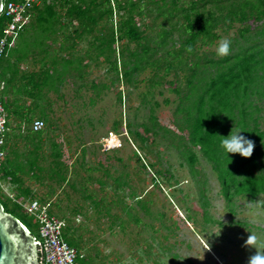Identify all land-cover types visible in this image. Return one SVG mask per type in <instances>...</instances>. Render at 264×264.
I'll return each mask as SVG.
<instances>
[{
  "label": "rangeland",
  "instance_id": "obj_1",
  "mask_svg": "<svg viewBox=\"0 0 264 264\" xmlns=\"http://www.w3.org/2000/svg\"><path fill=\"white\" fill-rule=\"evenodd\" d=\"M157 4L155 0L142 4L146 13L139 19L140 28L146 27L150 34L167 21L154 16ZM177 17L183 21L181 15L173 17V21ZM113 18L116 25L118 9ZM170 25L168 22L165 26ZM241 25L236 22L229 33L218 27L222 36L196 44L198 53L212 55L220 40L235 34ZM70 31L73 34V30H54L46 60H55L57 65L49 72L42 75L46 65L29 56L35 67H27L26 78L19 85L22 98L17 97V103L8 95L10 87L2 90L3 98H10L6 155L14 165L6 168L13 171L20 167L9 176L21 174L22 178L0 179V198L6 206L14 205L20 192L23 195V188L32 191V197H19L18 201L37 199L63 218L64 237L84 254V264H248L251 255L264 253L263 194L252 198L236 194L229 200L217 171L198 147L195 150L199 172L195 178L169 135L154 136L151 131L143 146H139L141 140L130 131L143 130L142 122L151 124V108L161 124L173 126L179 94L172 89L174 84L166 85L165 80L175 78L185 89L184 64L177 70L178 77L172 70L162 83L152 86L149 78L155 71L162 74L163 68L147 62L136 72L134 83H129L119 76L116 62L115 47L118 50L122 41L116 46L114 31L104 30L101 42L107 41L103 48L110 55L109 61L101 56L86 65L79 62L80 70L74 62L59 57L61 44L69 42L65 36ZM90 39L92 32L83 33L77 47L85 51ZM31 43L47 44L43 30H37ZM193 55L185 53L184 60L194 58ZM262 114L264 127V111ZM40 116L46 117L48 124L45 119L43 129L34 130L33 121ZM112 133L121 142L105 151L100 141ZM153 136L155 142H151ZM54 141L63 148L62 159L54 154L59 150ZM136 151L143 159H138ZM62 162H67V166L61 172ZM119 175L118 182L115 178ZM100 178L104 181L100 182ZM125 180L127 183L123 184ZM22 206L23 218L38 236L35 216ZM251 233L256 236L254 244L246 243Z\"/></svg>",
  "mask_w": 264,
  "mask_h": 264
},
{
  "label": "trees",
  "instance_id": "obj_2",
  "mask_svg": "<svg viewBox=\"0 0 264 264\" xmlns=\"http://www.w3.org/2000/svg\"><path fill=\"white\" fill-rule=\"evenodd\" d=\"M144 1L39 0L29 9L17 28L22 45L18 47L16 56L27 58L32 55L36 62H43L46 67L41 73L44 75L57 65L55 60L52 62L46 60L54 30L59 32L73 30V34L71 31L66 32L65 39L69 42L61 44L59 57L68 62H74V67L80 69L79 62L86 65L92 59L97 60L101 56L109 61L107 58L110 55L103 48V44L107 41L101 42V38L105 37L104 30H113L116 46L118 41H122L118 50V47H115L119 76L121 74L123 80L129 83L132 80L134 83L136 72L141 70L147 62L153 63L160 69L163 68L162 74L155 71L154 76L149 78V84L152 86L162 83L165 76L172 70H175L178 77L177 70L183 63L186 67L185 89L176 83L175 78L165 80L166 85L174 84L172 89L179 94L173 126L161 124L151 108V124L142 122L143 130L130 128L131 133L141 140L139 146H143L151 131L154 132V136L169 135L172 145L177 146L189 165L191 175L195 178L199 172L196 164L198 155L195 150V147H198L217 171L223 192L229 200L236 194L251 198L258 194L264 195V127L261 124L264 111V0H184L182 3H180L181 0H161V2L155 0L158 8L154 16H162L167 21H164L162 26L151 34L147 32L146 27L140 28L139 19L146 13L142 5ZM207 3L211 5L210 8ZM115 9L119 12V21L116 25L113 18ZM180 15L183 17L182 22L178 17L176 21H173V17ZM168 22L171 24L170 27L165 26ZM236 22H242V25L238 27L235 34L228 36L230 49L227 55L220 56L216 51L212 55L205 52L202 56L198 53L196 44L209 43L221 37L222 32L229 33L231 31L229 29ZM5 23L6 16L0 14V36ZM218 27L223 29L222 32L216 30ZM23 30L33 31L25 35ZM37 30H43L46 45H32L31 40ZM85 32H92L93 39H90V46L82 52L77 47V43ZM95 32H99V35ZM133 42H135L134 47L131 46ZM14 44L8 55L0 59V64L7 58L11 60L12 54L15 53L13 52ZM36 47L39 50L38 57ZM31 50L32 53H30ZM185 53L194 54V58L184 60ZM169 54L171 58L167 57ZM8 63L6 75L1 74V76L8 79L7 87L4 89L13 87L16 95L13 100L17 103L20 81L26 78V75L25 72L19 74L11 61ZM62 75L63 73L59 75V78ZM23 91L24 88L21 92ZM145 97L146 93L143 94V99ZM2 100L7 115L10 98L2 96ZM165 101L168 102L169 98H165ZM38 118L47 120L42 116ZM128 124L131 127V123ZM157 128L165 131L158 132ZM238 129H242L244 135L254 141L255 146L251 156H243L239 152H230L228 155L220 144L222 135ZM154 136L151 142L156 141ZM53 144L59 147L54 154L61 158L64 154L63 148L56 141ZM135 153L138 159H143L137 151ZM66 163L62 162L61 172L64 169L66 171ZM6 165L11 168L14 166L7 155L0 169L1 179H17L15 181L22 179L21 174L18 176L14 173L15 176L10 177L9 173L11 174L12 170L7 169ZM16 170L21 168L13 169V171ZM61 178L66 180V177L61 176ZM115 180L121 181V176H117ZM99 181L103 182L104 179L100 178ZM125 183L127 180L123 184ZM31 192L28 189L24 191L23 188V195L19 194L14 205L10 207H7L0 198L5 209L18 216L28 226L21 212L23 206L18 200L19 197H32ZM138 201L143 203L141 198ZM29 228L31 229L30 226ZM67 241L73 246L72 242ZM81 258H79L80 264L87 263L86 259L84 261ZM39 264L46 263L40 260Z\"/></svg>",
  "mask_w": 264,
  "mask_h": 264
},
{
  "label": "built area",
  "instance_id": "obj_3",
  "mask_svg": "<svg viewBox=\"0 0 264 264\" xmlns=\"http://www.w3.org/2000/svg\"><path fill=\"white\" fill-rule=\"evenodd\" d=\"M39 0H4L0 14L6 16V23L0 36V59L8 55L18 35V26L24 20L29 9ZM6 87V81L0 78V169L6 158L7 126L6 109L2 100V90ZM45 126L43 118H36L32 127L40 130ZM104 150L118 146L121 140L116 138L115 133L104 135L100 141ZM1 179V178H0ZM29 200V199H28ZM31 215H34L39 224L38 246L40 260L46 264H79V257L84 254L72 246L64 237L65 221L63 218L52 213L47 205L37 199L28 202H20Z\"/></svg>",
  "mask_w": 264,
  "mask_h": 264
},
{
  "label": "water",
  "instance_id": "obj_4",
  "mask_svg": "<svg viewBox=\"0 0 264 264\" xmlns=\"http://www.w3.org/2000/svg\"><path fill=\"white\" fill-rule=\"evenodd\" d=\"M4 0H0V13ZM38 239L0 200V264H39Z\"/></svg>",
  "mask_w": 264,
  "mask_h": 264
},
{
  "label": "clouds",
  "instance_id": "obj_5",
  "mask_svg": "<svg viewBox=\"0 0 264 264\" xmlns=\"http://www.w3.org/2000/svg\"><path fill=\"white\" fill-rule=\"evenodd\" d=\"M230 49V40L228 38H223L217 45L216 52L220 56H225L229 53ZM242 129H238L235 132L232 130L227 135H222V139L220 140V144L224 151L229 155V153L239 152L243 156H251L254 149V141L244 135L241 131ZM256 240V236L251 233L248 237L246 243L254 244ZM248 264H264V253L257 251L255 254L251 255L249 258Z\"/></svg>",
  "mask_w": 264,
  "mask_h": 264
},
{
  "label": "crops",
  "instance_id": "obj_6",
  "mask_svg": "<svg viewBox=\"0 0 264 264\" xmlns=\"http://www.w3.org/2000/svg\"><path fill=\"white\" fill-rule=\"evenodd\" d=\"M24 31H26V30H24ZM30 31H33V30H30ZM19 41H21V38L19 39V34H18L17 37L15 38V42H14L15 44H14L13 52L16 51L18 49V47H20ZM9 61H11L13 63L12 66H15V68H16V70H18L19 74H23L28 69L27 67H30V68H34L35 67L34 63H33V60L31 58H29V57H27V58H19L18 56L12 54L11 60H8V58H7V60H5V62L0 64V75L1 74H2V76L6 75L5 72H7L6 70L9 67V63H8ZM2 76H1V78H3ZM3 79L6 82L8 80L7 77H5ZM22 80H24V79H22ZM9 91H11V92L8 95H10L12 97V99H13V97L16 96L14 91H13V87H10ZM18 96H19V98H22L21 94H19ZM36 118H38V117H36ZM7 143H8V140L6 142V145H7ZM6 153H7V150H6ZM20 194H21V192H20ZM31 194H33V192H31Z\"/></svg>",
  "mask_w": 264,
  "mask_h": 264
}]
</instances>
